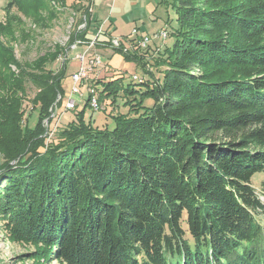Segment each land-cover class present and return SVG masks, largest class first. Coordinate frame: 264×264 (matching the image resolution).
<instances>
[{
	"label": "trees",
	"instance_id": "1",
	"mask_svg": "<svg viewBox=\"0 0 264 264\" xmlns=\"http://www.w3.org/2000/svg\"><path fill=\"white\" fill-rule=\"evenodd\" d=\"M54 3L67 0L11 2L25 14ZM161 4L176 14L170 44L113 47L149 78L98 80L99 95L89 93L47 148L42 121L66 94V70L47 65L62 47L20 61L1 41L4 32L16 40L12 25L0 24V221L58 264H264V202L253 185L264 172V0ZM79 39L93 38L76 29L70 44ZM27 81L38 89L34 126L23 119ZM119 96L129 109L113 127L86 118L93 99L117 105Z\"/></svg>",
	"mask_w": 264,
	"mask_h": 264
},
{
	"label": "rangeland",
	"instance_id": "2",
	"mask_svg": "<svg viewBox=\"0 0 264 264\" xmlns=\"http://www.w3.org/2000/svg\"><path fill=\"white\" fill-rule=\"evenodd\" d=\"M75 1L78 2L77 8L80 9H75L72 6ZM161 1L67 0L65 7H62L59 3H54V6H48L49 12L47 10L40 13L29 11L26 12L27 15L19 10L16 5H12V0H0V24L5 27H9V24H11L16 36V40L14 41L8 32H4L1 34V41L12 50L16 59L31 62L41 55L54 52L58 46L62 47V53L59 54L57 60L48 64L47 68L56 73L63 69L66 70V77L63 80L66 94L63 98L60 95L58 96L51 116L45 117L42 121L43 129H45L43 135L45 144L42 146L43 148H47L51 143L58 142L59 133L74 119L76 111L83 107L89 93L92 90L94 92V89H96L95 83L98 80L123 77V83L127 84L133 81L132 76L134 74L141 75L144 80L149 78V74L145 72L146 70L143 69L141 63L135 60H126L122 54L113 49L111 44L107 43V39L111 43L115 35H130L133 28H139L141 33L145 32L151 36L160 30H165L168 34L167 39L155 38L152 40L150 44L151 53H155L154 51L158 47L164 48L167 43L170 44L172 41L169 36L172 29L170 24L175 19L176 14L174 9L166 8L165 5L161 4ZM54 10L58 11V13L55 12L53 16ZM91 15L93 20L87 23L86 18L89 19ZM168 19H171L170 23L167 22ZM100 28L103 29V33L101 34L99 33ZM108 28L109 34H107ZM76 29H87L88 35L93 39L99 33L98 39L100 42L96 41L95 46H92L85 54L86 59L83 67L86 69V75L79 85L81 95L79 97L75 95L76 98L78 97L76 105L74 108H68L65 102L72 91L73 81L71 75L79 70L78 62L80 55H83L87 49V45L82 44V39L70 44V37ZM134 50L135 48H130V52ZM151 53L149 49L146 61L149 62V65L151 64L150 69H152L155 75L159 76V72L155 66H152L154 59L150 56ZM95 56L101 58V62L97 65L90 62ZM8 67L9 73H18L15 63H9ZM98 86V88L101 87L100 85ZM97 89L94 92L96 96L99 95ZM37 90L34 84L27 81L26 98L23 103V109H25L26 114L23 119L32 126L35 125L38 115L37 111L32 109V99L35 97ZM124 101L125 97L123 96L118 97L117 105L112 104L110 99H106L100 103L97 101L99 107L95 108L93 105L92 107H88L86 118L100 127L106 125L113 127V115L126 113L129 109L128 106L124 105ZM151 103V100L146 101L147 105ZM3 154L0 148V166L6 161ZM263 180L264 172H259L254 176L253 185L264 202V193L261 186ZM258 219L264 225V214L258 215ZM37 249L38 247L34 243L13 240L0 221V264H58L54 259L51 260V258L37 254Z\"/></svg>",
	"mask_w": 264,
	"mask_h": 264
},
{
	"label": "built area",
	"instance_id": "3",
	"mask_svg": "<svg viewBox=\"0 0 264 264\" xmlns=\"http://www.w3.org/2000/svg\"><path fill=\"white\" fill-rule=\"evenodd\" d=\"M98 35L93 40H91L89 44H87L88 42H84V41L82 42V44L87 45V49L84 51L83 55H80V60L78 62L79 70L75 72L73 75H71L73 81L72 91L69 93L67 101L65 102V105L68 108H74V106L78 101L77 100L78 97L81 95L79 85L83 81V78L86 75V69L85 67H83V64L85 63V59H86L85 54L89 49H91L92 46H95L96 41H99ZM164 37H166L165 30H160L156 32L153 36H151L145 32L141 33L139 28H133L129 37H125V36L113 37L111 40V45L115 48L122 49L124 52H130V48L132 47L133 49L135 47L146 49L151 44L152 40H154L155 38L163 39ZM135 43H137V45ZM90 62L94 63V65H97L98 63L101 62V58L99 56H95ZM133 76L142 77L141 75H136V74H134ZM75 95H78V97L76 98Z\"/></svg>",
	"mask_w": 264,
	"mask_h": 264
},
{
	"label": "bare ground",
	"instance_id": "4",
	"mask_svg": "<svg viewBox=\"0 0 264 264\" xmlns=\"http://www.w3.org/2000/svg\"><path fill=\"white\" fill-rule=\"evenodd\" d=\"M92 103H93V105H94L95 107H97V106H98V105H97V102H96V100H95V99H93Z\"/></svg>",
	"mask_w": 264,
	"mask_h": 264
},
{
	"label": "water",
	"instance_id": "5",
	"mask_svg": "<svg viewBox=\"0 0 264 264\" xmlns=\"http://www.w3.org/2000/svg\"><path fill=\"white\" fill-rule=\"evenodd\" d=\"M116 36V35H115Z\"/></svg>",
	"mask_w": 264,
	"mask_h": 264
}]
</instances>
